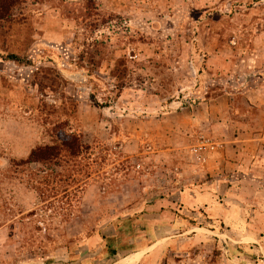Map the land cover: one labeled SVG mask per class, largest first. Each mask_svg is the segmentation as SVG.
I'll return each mask as SVG.
<instances>
[{"label":"rangeland","instance_id":"1","mask_svg":"<svg viewBox=\"0 0 264 264\" xmlns=\"http://www.w3.org/2000/svg\"><path fill=\"white\" fill-rule=\"evenodd\" d=\"M155 243L137 264H264V0H23L0 23V264Z\"/></svg>","mask_w":264,"mask_h":264},{"label":"trees","instance_id":"2","mask_svg":"<svg viewBox=\"0 0 264 264\" xmlns=\"http://www.w3.org/2000/svg\"><path fill=\"white\" fill-rule=\"evenodd\" d=\"M23 3V0H0V23L9 21L15 8ZM14 57V56H13ZM79 144L77 138L69 137L62 140L61 144L37 149L32 152L30 159L33 162H41L58 156L61 149L69 152L72 156L78 152Z\"/></svg>","mask_w":264,"mask_h":264},{"label":"water","instance_id":"3","mask_svg":"<svg viewBox=\"0 0 264 264\" xmlns=\"http://www.w3.org/2000/svg\"><path fill=\"white\" fill-rule=\"evenodd\" d=\"M156 245H158V243H155L149 246L148 248H146L145 250L139 252L135 257L136 258L135 264L139 263V261H141L142 258H144L148 253H150L154 249V247H156Z\"/></svg>","mask_w":264,"mask_h":264},{"label":"bare ground","instance_id":"4","mask_svg":"<svg viewBox=\"0 0 264 264\" xmlns=\"http://www.w3.org/2000/svg\"><path fill=\"white\" fill-rule=\"evenodd\" d=\"M137 254L138 253L134 254L133 256L132 255H129L128 257H126V258H124V259H122V260H120V261H118V262H116L114 264H119V263L127 262V261H132L135 264V261H136V258L135 257H136Z\"/></svg>","mask_w":264,"mask_h":264},{"label":"crops","instance_id":"5","mask_svg":"<svg viewBox=\"0 0 264 264\" xmlns=\"http://www.w3.org/2000/svg\"><path fill=\"white\" fill-rule=\"evenodd\" d=\"M222 70V69H221ZM247 132V131H246ZM245 135H246V133L244 134V137H245ZM246 139L247 140H251V137H249V136H246Z\"/></svg>","mask_w":264,"mask_h":264}]
</instances>
